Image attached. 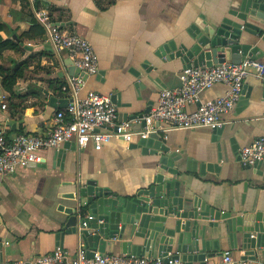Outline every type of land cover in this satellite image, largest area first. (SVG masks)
I'll return each instance as SVG.
<instances>
[{
    "label": "crops",
    "instance_id": "crops-1",
    "mask_svg": "<svg viewBox=\"0 0 264 264\" xmlns=\"http://www.w3.org/2000/svg\"><path fill=\"white\" fill-rule=\"evenodd\" d=\"M242 1L0 0V22L5 25L0 33L12 40L0 50V64L25 65L12 91L4 88L0 74V124L6 127L8 139L22 132H47L56 111L68 103L63 85L67 75H72L71 58L65 51L54 50L35 10L48 9L53 20L92 42L99 56V71L86 75L84 93L95 90L110 94L120 119L126 120L149 111L162 87L180 84L182 60L158 56L159 47L171 40L179 44L194 26L218 25L227 16L237 18L233 12L239 10ZM36 23L42 31L34 28ZM239 40L258 45L262 56L257 59L264 62L261 38L245 31ZM244 86L234 110L222 115L226 122L221 134L216 136L209 127H195L176 129L168 136L167 142L183 155L184 169L188 161L196 166L178 177L179 194L187 199L179 210L182 213L191 210L192 200L198 199L233 216L260 214L259 222L264 223V160L247 167L239 156L243 145L264 136V78L251 74ZM228 89L227 84L218 82L202 91L200 98L222 96ZM196 106L193 103L187 108ZM136 141L113 139L100 150L92 144L71 149L67 143L64 148L63 143L45 151L41 163L7 176L0 174V261L30 264L59 246L71 257L81 244L89 249L78 234L64 233L70 217L68 209L76 204L70 193L78 180H96L122 195L148 186L158 167L153 156L143 153ZM62 148L64 156L57 155ZM176 219L186 218L174 216L166 226ZM196 221L200 224L197 248L184 256L191 264H203L205 258L212 264L220 263L226 251L232 253L235 263L231 264L240 260L258 264L246 256L241 236L236 240L223 218ZM210 221L219 224L210 226ZM151 251L152 256L161 255L158 248ZM113 253H124L120 242ZM178 254L184 255L183 251Z\"/></svg>",
    "mask_w": 264,
    "mask_h": 264
},
{
    "label": "built area",
    "instance_id": "built-area-1",
    "mask_svg": "<svg viewBox=\"0 0 264 264\" xmlns=\"http://www.w3.org/2000/svg\"><path fill=\"white\" fill-rule=\"evenodd\" d=\"M35 15L45 29L46 39L57 52L65 51L71 58L78 73L67 75L63 90L68 103L58 109L52 127L45 133L22 132L8 139L6 127L0 124V174L3 176L15 173L18 169L31 164L41 163L43 153L50 148H58L63 143L74 141L78 148L92 144L94 149H102L105 143L121 139L127 143L136 138L147 139L153 133L167 138L176 129L195 127L221 128L226 122L222 115L234 110L241 98L245 79L254 74L264 78V62L247 56L240 62L226 60L212 66L188 65L181 70L180 84L175 87H162L157 102L149 111L131 119L119 117L118 106L112 96L100 91L88 90L86 75L99 71V56L92 42L53 20L46 8L35 10ZM221 82L229 86L227 92L215 98L201 100L200 94L205 89ZM197 104L195 109L188 110L189 104ZM6 108L7 103H2ZM145 123L136 128V124ZM240 161L244 165H255L264 160V136L243 145L239 150ZM86 226L79 223L78 229ZM178 255V256H177ZM191 264L179 254L169 251L166 255L152 256L147 254L128 255L126 253L101 252L96 250L92 255L84 245H79L74 256L62 247L44 253L30 264ZM235 263L232 253L226 251L222 262ZM238 264H248L240 260ZM0 264H11L0 261ZM203 264H212L207 258Z\"/></svg>",
    "mask_w": 264,
    "mask_h": 264
},
{
    "label": "water",
    "instance_id": "water-1",
    "mask_svg": "<svg viewBox=\"0 0 264 264\" xmlns=\"http://www.w3.org/2000/svg\"><path fill=\"white\" fill-rule=\"evenodd\" d=\"M234 16L225 17L218 25L210 24L203 27L194 26L189 30V36L179 44L175 40L163 43L157 55L168 59L180 58L184 66H212L226 60L240 62L247 56L257 58L262 56L258 45L241 43L239 38L247 31L264 41V0H243ZM71 74L79 69L69 62ZM147 67V66H145ZM245 86L242 92H244ZM114 100V99H113ZM240 101L238 104L240 105ZM135 115L134 117H136ZM133 117V118H134ZM145 123L136 124L139 128ZM217 135L222 128L213 129ZM138 139V138H137ZM168 137L153 133L147 139H138L137 144L143 147V153L153 156L156 170L151 183L130 194L112 192L96 180L76 183V188L70 196L76 199L75 206L68 209L70 214L64 233L78 234L89 247V254L94 251L114 252L115 245L120 242L122 250L128 255H151L152 249L158 248L161 255L183 251V259L189 250H196L200 224L197 219L219 221L221 218L228 224L236 240L241 236V246L246 250V256L258 264H264V223L259 222L260 214L233 216L228 211L211 208L210 205L193 199V208L180 212L187 199L181 196L179 175L183 171L196 168L195 163L183 165V155L171 147ZM76 149L74 141L65 142ZM64 148L57 155L64 156ZM66 156V155H65ZM256 165V164H255ZM251 167V165H246ZM205 171L204 165L201 167ZM190 200V199H188ZM172 220L173 225L166 226ZM170 217V218H169ZM194 218V222L191 219ZM86 226L79 231V223ZM218 222L210 221V226H218ZM206 226L203 230L206 232ZM240 233V235H239ZM151 251V252H150ZM178 256V255H177Z\"/></svg>",
    "mask_w": 264,
    "mask_h": 264
},
{
    "label": "trees",
    "instance_id": "trees-1",
    "mask_svg": "<svg viewBox=\"0 0 264 264\" xmlns=\"http://www.w3.org/2000/svg\"><path fill=\"white\" fill-rule=\"evenodd\" d=\"M54 11H58V9L54 8ZM56 20V19H55ZM5 27L3 23L0 22V32ZM34 28H41L40 24L36 23ZM22 35H30L29 33H23ZM12 43V40L5 39L2 37L0 33V50H2L5 46ZM25 65L24 64H15L12 66H5V64H0V74L2 75L3 86L9 91H12L14 85L17 81V78L21 76L24 72Z\"/></svg>",
    "mask_w": 264,
    "mask_h": 264
}]
</instances>
